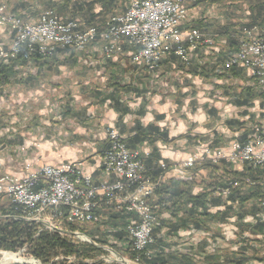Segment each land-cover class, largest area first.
Returning a JSON list of instances; mask_svg holds the SVG:
<instances>
[{
	"label": "crops",
	"instance_id": "crops-1",
	"mask_svg": "<svg viewBox=\"0 0 264 264\" xmlns=\"http://www.w3.org/2000/svg\"><path fill=\"white\" fill-rule=\"evenodd\" d=\"M89 1L93 3L91 6L101 7L93 9L95 15L104 13L102 10L107 4L112 12L100 23L86 24L80 20L86 27L102 28L107 17L125 10L121 0ZM119 2L120 11L116 9ZM28 3V0H12L9 11L26 21H35L39 15L31 19L24 17ZM187 8L189 22L184 29L197 28L215 39L216 44L214 49L202 50L193 56L189 64H182L178 57L170 54L159 62L157 71L149 73L130 63V54L138 47L127 39L123 41L125 54L110 59L101 53L105 43L99 41L81 50L59 48L52 58L23 55L24 49L16 59L2 61L0 172L24 178L28 173L27 165L34 168L78 161L99 183L106 178L100 155L107 147L109 129H117L129 150L140 153L145 165L155 170L151 175L155 180L163 175L159 169L162 162L173 165L205 147L222 149L235 140L246 142L253 126L264 122V90L249 70L244 67L227 69L225 62L238 51L243 41H249V33L264 29V0H202ZM12 38L7 31L0 30V50L7 49ZM245 95L247 103H239L240 97ZM8 96L9 100H5ZM225 164L245 182L244 193L260 185L264 196V171L254 172ZM196 173L201 181L205 174L198 170ZM198 178L197 183L200 182ZM110 179L113 181V176ZM171 182L178 181L166 180L164 184ZM192 189L193 196L202 192L201 186ZM215 198L223 203L219 208H211L213 212L225 210L223 205L240 208L239 200ZM6 201L10 200L0 196V203ZM252 204L255 202L248 204L246 209ZM256 205L259 206V201ZM185 207L190 209L191 205ZM239 213L242 212L238 211V216ZM98 214L104 222L117 216L116 224L124 223L123 228L137 219L104 205ZM236 214L234 211L232 218L226 220L232 224L223 235L226 242L238 237L241 225H251L252 216H239V225ZM181 216L182 212L176 217L164 212L162 223L168 227L177 225ZM252 231V237L258 236V245L254 242L253 253L248 254L258 259L249 264H264V229L253 227ZM164 232H154L155 241L162 237L165 242ZM213 234L192 227L180 228L168 239L174 250L188 254L196 264H206L207 257H217L220 251L212 244ZM114 239L124 241L125 237ZM221 248L224 256L230 257L238 254L242 247L240 250L227 249L228 243H224Z\"/></svg>",
	"mask_w": 264,
	"mask_h": 264
},
{
	"label": "built area",
	"instance_id": "built-area-1",
	"mask_svg": "<svg viewBox=\"0 0 264 264\" xmlns=\"http://www.w3.org/2000/svg\"><path fill=\"white\" fill-rule=\"evenodd\" d=\"M11 1L0 0V30L13 36L8 48L0 50V63L16 59L24 49L32 55L52 58L59 48L81 50L99 41L105 43L101 47L105 58L121 57L125 54L123 41L127 39L138 47L130 54V63L153 73L170 54L182 64H189L200 51L212 50L216 45L215 39L201 30L184 29L189 22L188 5L202 0H121L124 12L107 17L102 28L86 27L78 19L64 20L54 11H44L37 20L26 21L10 13ZM248 35L249 41L241 43L225 67H244L264 90V29ZM100 159L106 178L99 183L78 161L34 168L27 165L24 178L0 172V196L8 198L22 219L38 224L40 230L60 232L65 222L79 226L99 224L103 221L98 214L102 205L132 214L137 219L123 230L134 259L119 257L113 249L102 247L105 254L99 260L105 264H139L142 256L150 257L147 249L155 241L154 232L161 227L162 218L150 205L155 191L166 180L195 181L199 177L196 169L205 164L228 163L254 172L264 171V122L253 126L244 143L235 140L227 148L205 147L173 165L162 162L159 169L163 175L156 180L149 176L140 153L129 150L117 129L108 130L107 147ZM1 166L0 162V169ZM235 186L229 183L218 188L215 196L228 201ZM259 205L264 209V196ZM259 218L264 222V215ZM75 235L79 239L82 233Z\"/></svg>",
	"mask_w": 264,
	"mask_h": 264
},
{
	"label": "trees",
	"instance_id": "trees-1",
	"mask_svg": "<svg viewBox=\"0 0 264 264\" xmlns=\"http://www.w3.org/2000/svg\"><path fill=\"white\" fill-rule=\"evenodd\" d=\"M24 53V54H23ZM23 55H29L28 52L24 51ZM21 54V55H22ZM31 56H38L37 54H30ZM251 98L250 93L247 94ZM247 95L240 97L239 103H247ZM146 168L150 171L149 176L155 173V170L151 167ZM203 172L205 175L202 180L197 182H171L170 184L161 185L154 193V196L150 200V205L153 210L160 216L164 212L171 213L176 217L177 213L182 212L183 216L178 220L177 225H164L155 231L159 234L165 230L164 237L156 239L155 243L147 249L150 253V257H141L139 264H196L195 259L188 256L186 253H182L173 249L169 237L176 234L179 229L195 228L197 231L211 234L212 228L225 224L227 219L235 211L232 207H225L223 211L213 212L211 208H219L223 202L220 199L215 198V192L218 188L227 187L229 183L238 184V186L231 189L230 200L240 201L239 216L241 217H258L261 212L264 213L262 207L257 206L256 202L262 198V187L260 185L254 187L252 190L247 192L244 191L245 182L241 181L235 171H232L225 163L214 166L205 164L196 171ZM239 178V179H238ZM242 178V177H241ZM195 186H201L202 192L198 195H191V190ZM252 204L249 210L246 209L247 205ZM0 250L18 253L22 249L26 250V253L37 259L41 264H68L67 262H54L55 258L63 256H75L76 261L70 264H105L99 261L97 258L102 252L101 249L95 247L93 243H101L95 238L94 234L85 228L64 223L65 232L67 235L62 236L58 232H51L43 230L40 232L39 225L34 222L23 220L21 212L15 208L10 201L0 203ZM187 204L191 205V208H186ZM211 205V207H208ZM10 216L9 219H4V216ZM119 220L117 216L110 217V223L116 225V221ZM124 223H120L118 226L121 231L117 233L116 237L122 240L126 237L124 232ZM166 226L169 228H166ZM253 226L244 224L240 226V231L251 230ZM255 229H264V223H258L254 225ZM167 229V230H166ZM76 232L83 233L92 239V243H82L79 240L70 238L69 235H74ZM253 233V231H252ZM175 236V235H174ZM211 236V235H210ZM218 235L213 234L212 239L217 238ZM127 239V238H126ZM102 244L106 242L102 241ZM127 245L129 242L127 240ZM249 245H245L241 248L238 254H233L230 257H226L224 261H220L217 257H207L206 264H249L258 258L253 256L250 257L248 254ZM115 248H117L115 246ZM129 257L134 259V255L129 250ZM210 260H209V259ZM92 262H87V260ZM262 262V261H261ZM116 264V263H114Z\"/></svg>",
	"mask_w": 264,
	"mask_h": 264
},
{
	"label": "rangeland",
	"instance_id": "rangeland-1",
	"mask_svg": "<svg viewBox=\"0 0 264 264\" xmlns=\"http://www.w3.org/2000/svg\"><path fill=\"white\" fill-rule=\"evenodd\" d=\"M92 1V0H91ZM28 12L27 14L24 16L26 19H31V18H36L38 15L40 16V13L44 12V11H48V10H53L55 13L57 12L62 18L64 19H79V20H82L84 23L86 24H93V23H100V21H102V18H104L106 15L110 14L112 12V10L110 9V4H107V7L104 8V10H102V13L101 15H95L93 14V9H100L98 6L99 5H96L95 7L94 6H91V3L89 0H28ZM121 2V1H120ZM117 3V7L116 9L117 10H122V5L121 3ZM95 3V2H94ZM95 5V4H94ZM109 7V8H108ZM115 7V5H114ZM38 16V18H39ZM101 16V17H100ZM100 17V19H99ZM37 18V19H38ZM9 96L8 98H5V100H9ZM11 100V99H10ZM198 180L200 181V178H198ZM230 207V206H229ZM228 207V208H229ZM235 212L237 213L235 215V217H239L238 216V209L239 208H236V206H231ZM1 215V214H0ZM241 217V216H240ZM240 217L238 219V224L240 225L239 223V220H240ZM4 219H9L10 216H4L3 217ZM234 218V217H233ZM231 219V218H230ZM260 221H262V219H260L259 217H253L250 219L249 221V224L253 225H256L258 223H260ZM263 222V221H262ZM162 224V222H161ZM245 224V223H244ZM119 224H112L108 221L104 222H100L99 224H94V225H86V226H81L83 228H85V230L87 231H90L91 233L94 234L95 238L98 239L99 241H101V243H93L95 245V247L101 249V253L99 254L98 256V260H99V257L103 254H105L104 250L102 249V247H109L111 249H113L115 251V253L117 254V256H122V257H125L127 258L128 260H132V258L129 257V245H127V239L125 237V240L124 241H117L114 239L117 238L116 235L117 233H119V231H121V228L118 226ZM221 225V226H220ZM219 227L216 229V228H212V233L218 235L217 238H215V240L213 241L212 240V244L213 246L219 250V255L217 256L218 258H226V255L224 256V253H222V248L221 246L224 244V243H228V248L229 249L230 247H234V249H237V250H240L241 247L245 246V245H249L248 247V253L251 254L253 253L252 251V245H254V242L258 245V239L256 236L252 237V232L251 230H247L245 232H243L242 236H241V232L240 230L238 229V231L240 232L238 234V237L236 238H233V240H231L230 242H226L223 238V235L226 231L227 228H232V224L229 223H225V224H220ZM39 229H41V227L39 226ZM62 231L58 232L60 233L62 236H65L67 235V233L65 232V226L63 225L61 227ZM43 231V230H40V232ZM48 231V230H46ZM220 231V232H219ZM237 231V233H238ZM51 232H57V231H51ZM220 233L222 234V236L220 235ZM258 233V232H257ZM115 235V236H113ZM254 235V234H253ZM68 236L70 238H73L74 240H79L80 242L82 243H92V239L88 236H86L85 234L82 233V236H78L79 239L77 238V236L74 234V235H69ZM87 237L88 239L87 240H84L82 239L81 237ZM226 238V237H225ZM102 241L106 242V244H102ZM155 242V241H154ZM263 242H264V238H263ZM185 243V242H183ZM154 244V243H153ZM256 244L254 245V247L256 246ZM263 243H261L262 245ZM97 245V246H96ZM99 246V247H98ZM115 246L117 248H115ZM183 249V247H182ZM226 250V249H225ZM216 253V252H215ZM7 256H14L15 258V261H4L5 259H8L9 257ZM224 256V257H222ZM67 262L68 264L70 263H74L76 261V257L75 256H68V257H63V256H60V257H57L55 258L54 262ZM101 262L104 263L103 260H99ZM20 262L22 264H33L34 262L35 263H38V264H41L37 259L29 256L27 253H26V250L25 249H22L21 251H19L18 253H13V252H9V251H1L0 250V264H20ZM87 262H92V260H87ZM114 264V263H113ZM117 264V263H116Z\"/></svg>",
	"mask_w": 264,
	"mask_h": 264
},
{
	"label": "bare ground",
	"instance_id": "bare-ground-1",
	"mask_svg": "<svg viewBox=\"0 0 264 264\" xmlns=\"http://www.w3.org/2000/svg\"><path fill=\"white\" fill-rule=\"evenodd\" d=\"M7 257H9V256H7ZM15 259H17V258H15L14 256H10L8 259H5L4 261H15Z\"/></svg>",
	"mask_w": 264,
	"mask_h": 264
},
{
	"label": "water",
	"instance_id": "water-1",
	"mask_svg": "<svg viewBox=\"0 0 264 264\" xmlns=\"http://www.w3.org/2000/svg\"><path fill=\"white\" fill-rule=\"evenodd\" d=\"M20 264H22V263L20 262Z\"/></svg>",
	"mask_w": 264,
	"mask_h": 264
}]
</instances>
